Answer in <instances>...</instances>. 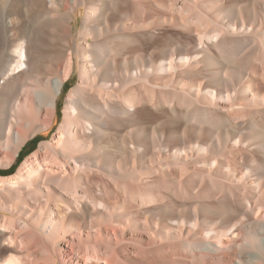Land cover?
I'll use <instances>...</instances> for the list:
<instances>
[{"label":"bare ground","instance_id":"1","mask_svg":"<svg viewBox=\"0 0 264 264\" xmlns=\"http://www.w3.org/2000/svg\"><path fill=\"white\" fill-rule=\"evenodd\" d=\"M0 264H264V0H0Z\"/></svg>","mask_w":264,"mask_h":264},{"label":"rangeland","instance_id":"2","mask_svg":"<svg viewBox=\"0 0 264 264\" xmlns=\"http://www.w3.org/2000/svg\"><path fill=\"white\" fill-rule=\"evenodd\" d=\"M82 12L83 11L77 12L79 25L82 23V19H83V13ZM78 80H79V72L76 69L74 71V74L71 77V79L67 82V85L65 86L63 93L61 94V96L59 98V106H58V111H57L58 117H57V120L54 123V125L50 129L44 130L40 134H38L37 135L38 138L36 140L31 141L32 140L31 139L27 143V145L24 147V149L22 150L21 156L18 158V161L16 163H14V165L11 167V170L4 173L3 176H9V175H12L13 173H15L16 170L20 167V165L25 161V159L30 157V155H32V153L38 148L40 142H42L44 140H51L55 136L56 132L58 131V128L60 127L59 125H61V123H62L64 107L66 104L67 95L72 90V88L77 84Z\"/></svg>","mask_w":264,"mask_h":264},{"label":"trees","instance_id":"3","mask_svg":"<svg viewBox=\"0 0 264 264\" xmlns=\"http://www.w3.org/2000/svg\"><path fill=\"white\" fill-rule=\"evenodd\" d=\"M58 117V116H57ZM57 120V119H56ZM56 122V121H55ZM54 125V124H53ZM38 138V136H36V137H34L31 141H34V140H36ZM22 152V151H21ZM20 156H21V154H20ZM19 156V157H20ZM20 163V162H19Z\"/></svg>","mask_w":264,"mask_h":264}]
</instances>
